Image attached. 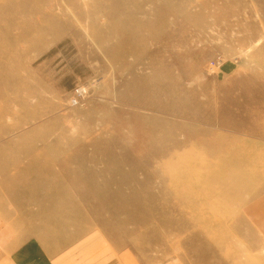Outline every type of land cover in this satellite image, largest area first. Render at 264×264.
Returning a JSON list of instances; mask_svg holds the SVG:
<instances>
[{"label":"rangeland","instance_id":"obj_1","mask_svg":"<svg viewBox=\"0 0 264 264\" xmlns=\"http://www.w3.org/2000/svg\"><path fill=\"white\" fill-rule=\"evenodd\" d=\"M0 120L6 166L68 185L74 236L264 264L240 214L264 190V0H0Z\"/></svg>","mask_w":264,"mask_h":264},{"label":"crops","instance_id":"obj_2","mask_svg":"<svg viewBox=\"0 0 264 264\" xmlns=\"http://www.w3.org/2000/svg\"><path fill=\"white\" fill-rule=\"evenodd\" d=\"M0 124L1 136L3 120ZM1 142L0 264H188L183 259L159 261L153 252L141 258L132 248L107 244L94 232L74 236L66 224L81 221L80 205L68 185L54 186L35 167L6 166ZM240 214L264 241V190L243 203Z\"/></svg>","mask_w":264,"mask_h":264},{"label":"built area","instance_id":"obj_3","mask_svg":"<svg viewBox=\"0 0 264 264\" xmlns=\"http://www.w3.org/2000/svg\"><path fill=\"white\" fill-rule=\"evenodd\" d=\"M80 96H82V89L81 88L75 89L74 95L70 98V101L72 102V104L77 103Z\"/></svg>","mask_w":264,"mask_h":264}]
</instances>
